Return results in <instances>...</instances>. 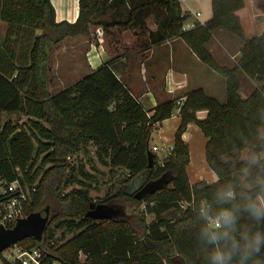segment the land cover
Here are the masks:
<instances>
[{
  "label": "trees",
  "instance_id": "16d2710c",
  "mask_svg": "<svg viewBox=\"0 0 264 264\" xmlns=\"http://www.w3.org/2000/svg\"><path fill=\"white\" fill-rule=\"evenodd\" d=\"M145 5L165 8L169 34L182 37L205 65L225 79L226 102L197 88L180 97L185 98L181 106L178 98L147 110L110 63L52 94L48 89L51 52L67 37L89 31L97 1L80 0L79 18L70 24L56 22L51 0H0V20L7 24L6 38L0 43V173L11 181L22 179L32 184L38 180L26 215L50 203L54 219L63 218L57 227L77 231L64 244H52L50 218L41 243L49 260L65 264H172L171 257L177 253L186 264H213L211 256L220 250L231 254L227 264H264V239L259 251H245V237L259 233L264 238V217L253 218L244 210L250 199L264 196V31L257 28L264 21V0H212V18L187 31L183 24L189 16L183 14L179 0H155ZM242 10L249 12L244 19L239 14ZM127 25L114 22L103 26ZM218 28L244 42L233 67L219 65L206 47ZM49 29L63 32L54 36ZM240 74L260 84L246 98L240 95ZM179 107L181 123L173 153L162 162L154 153L155 167L148 170L152 134ZM199 111H207L206 118L198 119ZM4 114H21L27 121L17 125L11 120L4 122ZM190 123L207 138L206 160L218 176L215 183L202 180L191 184L189 180L190 153L183 135ZM90 146L112 173L117 169L128 172L122 187L146 171L145 182L166 172L173 179L142 201L121 187L101 203H118L128 213L117 219H92L86 216L92 202L87 190L62 191L75 180L76 168L67 158L88 151ZM245 150L247 158L242 159ZM79 171L87 177L83 168ZM242 173H246L250 188L242 187L236 177ZM227 190L234 193L233 198L222 201L218 194ZM142 203L147 205L143 214L154 216L150 224L132 209ZM202 208L211 216L224 208L234 212L231 235L235 250L228 237L221 235L215 242L208 238ZM168 212H172L170 219L163 217ZM212 231L221 233L222 229ZM18 245L38 248L32 238ZM80 252L86 256L84 262L79 260Z\"/></svg>",
  "mask_w": 264,
  "mask_h": 264
},
{
  "label": "crops",
  "instance_id": "0c3cea01",
  "mask_svg": "<svg viewBox=\"0 0 264 264\" xmlns=\"http://www.w3.org/2000/svg\"><path fill=\"white\" fill-rule=\"evenodd\" d=\"M96 1L98 9L92 16L89 31L64 39L63 45L51 53L49 86L58 87L54 78L57 75L68 80H61L62 86L57 91L53 92L50 88L52 94L73 85L104 63H110L116 75L125 81L147 110H153L160 102L180 99L197 88H204L208 93L211 88L213 92H222L225 97V79L205 65L182 37L169 34L165 8L159 5L144 6L155 0ZM179 1L183 14L189 16L183 24L184 31L192 29L198 22L204 24L213 16L212 0ZM51 2L56 11L57 23L77 22L80 0ZM248 2L252 3V0ZM247 13L248 10L239 12L243 19L248 16ZM114 22H127L128 25L109 29L103 26ZM5 25L7 27L6 23ZM2 30L3 21L0 20V32ZM6 33L7 30L5 36ZM231 35L224 28L215 29L211 40L206 44L221 66L233 67L241 57L244 42ZM73 77L77 79L69 82V78ZM179 112L180 107L171 118L158 126L150 140V147H157L159 151L158 144L154 140L152 142L153 136L158 135L157 140L167 152L164 159L173 153L175 134L181 123ZM207 114V111H199L197 117L203 120ZM183 140L190 153L187 171L191 184L202 180L215 183L218 176L206 160L207 138L201 129L190 123Z\"/></svg>",
  "mask_w": 264,
  "mask_h": 264
},
{
  "label": "rangeland",
  "instance_id": "374dc122",
  "mask_svg": "<svg viewBox=\"0 0 264 264\" xmlns=\"http://www.w3.org/2000/svg\"><path fill=\"white\" fill-rule=\"evenodd\" d=\"M260 27H261V30L259 29ZM257 28L259 31H263L264 30V21L260 22L257 25ZM6 30H7V27H6L5 23L3 22V30H2V32H0V42H2L3 39L5 38V31ZM49 31L52 35L58 36L63 32V29H49ZM248 33H249V30H248ZM227 34L231 35V33L228 31H227ZM231 36H233V37L235 36V38L240 40V38L236 35H231ZM62 45H63V43L61 44V46ZM226 63H228V62H226ZM229 65H231V64H229ZM54 78L56 80L58 87H53V86L50 87L49 82H48V89H49V91L52 90L53 92L57 91L59 89V87L62 86L61 80H67L66 78L59 76V75L54 76ZM239 78L241 80L240 95L243 98L248 97L256 88H258L260 86L259 83L255 82L253 80H250L244 74H240ZM50 79H51V77H50V75H48V80H50ZM75 79H77V78L76 77L69 78V80H70L69 82H72ZM50 88H51V90H50ZM209 89H210L209 93H211L213 95V97H216L222 103L226 102V93H225V97H224L222 92H221V94H219L217 92L211 91L212 90L211 88H209ZM3 116H4L3 117L4 122L11 120L16 125L17 124H23V122L27 121V118L21 114H4ZM157 137H158V135H154L152 142L154 140L155 143L158 144L160 150L155 151L154 153H156L158 155L159 162H162L164 157L166 156L167 152L165 151V149L162 148L163 146H162L161 142H159L157 140ZM247 153H248V150H245L242 152V159L247 158ZM67 162L69 164L75 166V168H76L75 169V175H74L75 180H74L73 185L64 188L62 191L66 194L74 188L85 189L89 192V196H90V198H92V202H94L96 204L103 202V200H105V198H107L109 196H113L117 192H119V190L121 189V187L123 185V182H122L123 178L128 174V172L125 169H117V170H114V173H112L111 169L109 167L103 166L98 161V158L96 156V148L93 146H90L88 151H81L76 155L68 157ZM39 163H40V161H39ZM80 167L83 168V172H84V174L87 175V177H84L82 175V173L79 171ZM69 175H70V173H69ZM236 177L239 179L242 187L250 188L249 184L245 180L246 173L236 174ZM37 182H38V180L32 184L27 182V184L32 189L36 190ZM260 197H264V196H260ZM47 205L50 206V211H51L50 218H52L51 226L54 230V239L52 241L53 242L52 244L62 245L65 242H67L69 239H71L77 233V231H70L67 229H61V228L57 227L59 222L63 218L58 217V218L54 219V214L52 211L51 204L47 203L43 208H45ZM146 206H147L146 203H142V204H138V205L133 206L132 209L136 214H139L142 217H144L147 220V223L150 224L154 220V216L152 214H148L147 216H145V214H143V212L146 210ZM163 217L170 219L172 217V212H168V213L164 214ZM20 247H22V246H20ZM8 254H9V251L4 253V255H8ZM2 257H3V254H2ZM171 258H172V264H186L185 259L177 253L174 256H172ZM85 259H86V256L84 255V253L80 252L79 253V260L81 262H84Z\"/></svg>",
  "mask_w": 264,
  "mask_h": 264
},
{
  "label": "water",
  "instance_id": "95a60500",
  "mask_svg": "<svg viewBox=\"0 0 264 264\" xmlns=\"http://www.w3.org/2000/svg\"><path fill=\"white\" fill-rule=\"evenodd\" d=\"M148 170L155 167L154 152L149 151L148 154ZM148 171L136 177L131 184L123 186L124 192L128 195L134 196L137 200H144L146 196L153 195L162 190L165 186L169 185L173 179L170 172L164 173L156 180L145 182ZM136 186H139L136 189ZM128 213V209L120 206L118 203H90L89 210L86 214L95 220H110L123 217ZM50 206L37 212H32L29 215L20 218L16 225L12 228H5L0 225V256L9 248L17 245L25 239L32 238L37 242V246L41 248L44 233L50 222Z\"/></svg>",
  "mask_w": 264,
  "mask_h": 264
},
{
  "label": "built area",
  "instance_id": "2783aa9c",
  "mask_svg": "<svg viewBox=\"0 0 264 264\" xmlns=\"http://www.w3.org/2000/svg\"><path fill=\"white\" fill-rule=\"evenodd\" d=\"M184 100L181 98L178 104L181 105ZM152 150L157 151V147ZM34 191L22 179L11 181L0 173V225L12 228L20 218L27 216L26 207ZM8 251L9 254L4 255ZM5 252L0 258V264H65L58 259L49 260L46 252L40 248L25 249L17 244Z\"/></svg>",
  "mask_w": 264,
  "mask_h": 264
},
{
  "label": "clouds",
  "instance_id": "9594fccd",
  "mask_svg": "<svg viewBox=\"0 0 264 264\" xmlns=\"http://www.w3.org/2000/svg\"><path fill=\"white\" fill-rule=\"evenodd\" d=\"M252 162L255 163L256 160L253 159ZM233 195L234 193L231 190H227L218 194L219 198L222 201H230L233 198ZM244 210L253 218L260 219L264 217V197H259L255 200L250 199L249 202L245 205ZM201 214L207 221V228L205 229V232L208 235V238L212 242H215L221 235H223L224 237H228L232 240L233 250H235V238L231 235L236 223V216L234 212L230 209L224 208L214 216H211L205 209L202 208ZM213 229H222V232L217 233L215 231H212ZM262 239L264 238H262L259 233L255 234L251 238L245 237L246 253L250 254L253 251H259ZM230 259V253H224L220 250H216L211 256L213 264H227Z\"/></svg>",
  "mask_w": 264,
  "mask_h": 264
},
{
  "label": "flooded vegetation",
  "instance_id": "af4514ba",
  "mask_svg": "<svg viewBox=\"0 0 264 264\" xmlns=\"http://www.w3.org/2000/svg\"><path fill=\"white\" fill-rule=\"evenodd\" d=\"M139 188V186H136V189H138Z\"/></svg>",
  "mask_w": 264,
  "mask_h": 264
},
{
  "label": "bare ground",
  "instance_id": "6f19581e",
  "mask_svg": "<svg viewBox=\"0 0 264 264\" xmlns=\"http://www.w3.org/2000/svg\"><path fill=\"white\" fill-rule=\"evenodd\" d=\"M39 248V247H38ZM41 249V248H40Z\"/></svg>",
  "mask_w": 264,
  "mask_h": 264
}]
</instances>
